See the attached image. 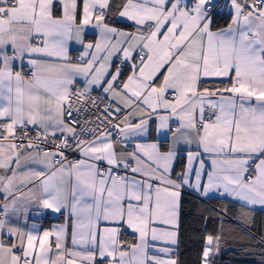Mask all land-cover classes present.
<instances>
[{"label":"snow or ice","instance_id":"obj_1","mask_svg":"<svg viewBox=\"0 0 264 264\" xmlns=\"http://www.w3.org/2000/svg\"><path fill=\"white\" fill-rule=\"evenodd\" d=\"M186 195L264 211V0H0V264H179Z\"/></svg>","mask_w":264,"mask_h":264},{"label":"trees","instance_id":"obj_2","mask_svg":"<svg viewBox=\"0 0 264 264\" xmlns=\"http://www.w3.org/2000/svg\"><path fill=\"white\" fill-rule=\"evenodd\" d=\"M216 22L221 27L227 23L220 17H217ZM225 205L229 210L222 213L225 239L218 264H264V243L259 242L260 237L264 236V212H253V222L250 228H247L234 222L236 209L232 204L219 199L201 200L187 195L181 223L179 264H199L205 228L212 233L221 230L220 218L215 216L213 210L219 212ZM57 220L49 217L42 223L43 226H49ZM249 231L254 235L255 241H251L246 235Z\"/></svg>","mask_w":264,"mask_h":264},{"label":"crops","instance_id":"obj_3","mask_svg":"<svg viewBox=\"0 0 264 264\" xmlns=\"http://www.w3.org/2000/svg\"><path fill=\"white\" fill-rule=\"evenodd\" d=\"M77 53H75V52H73V55L75 56ZM256 211H259V212H264V211H262V210H260L259 208H257V210ZM251 216H253V213H251ZM50 218H52V217H50ZM60 222H62V218H60V220L58 219L57 221H54V222H52L51 224H54V223H60ZM234 222H236L239 226H242V225H246V221L244 222V223H241L240 221H238L237 219L236 220H234ZM51 224L49 225V226H51ZM49 226H44V227H49Z\"/></svg>","mask_w":264,"mask_h":264}]
</instances>
